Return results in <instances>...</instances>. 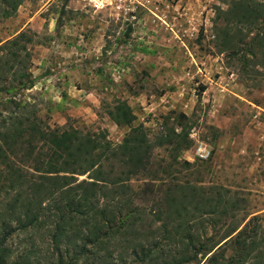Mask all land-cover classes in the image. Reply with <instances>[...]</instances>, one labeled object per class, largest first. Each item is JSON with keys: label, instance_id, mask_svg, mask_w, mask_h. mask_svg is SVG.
Listing matches in <instances>:
<instances>
[{"label": "rangeland", "instance_id": "rangeland-1", "mask_svg": "<svg viewBox=\"0 0 264 264\" xmlns=\"http://www.w3.org/2000/svg\"><path fill=\"white\" fill-rule=\"evenodd\" d=\"M226 3L25 0L16 16L0 21V45L18 39L0 51V58L17 54L18 68L43 76L17 96L25 104L19 113L42 120L46 129L104 132L114 144L128 132L108 114L119 100L131 106L135 124H142L154 141L173 131L181 134L185 124L190 127L189 142L181 150L170 145L154 150V162L162 166L156 184L163 189L171 181L195 186L209 199L202 204H237L235 221L247 217L245 223L256 216L264 230V58L245 63L219 52L213 19L216 6L227 9ZM11 95L0 92L4 98ZM0 112L4 130V106ZM199 143L212 150L209 159L195 156ZM2 170L0 166V185ZM151 175L133 179V187H145ZM191 196L189 191L184 197L186 204ZM6 216L9 220V213ZM216 223L223 233L227 217ZM213 228L201 232L210 236L216 232ZM145 233L142 230L137 240ZM49 238L45 229L17 232L10 244L13 257L36 239L31 263L57 264ZM126 252L129 261L135 260L132 249Z\"/></svg>", "mask_w": 264, "mask_h": 264}, {"label": "trees", "instance_id": "trees-1", "mask_svg": "<svg viewBox=\"0 0 264 264\" xmlns=\"http://www.w3.org/2000/svg\"><path fill=\"white\" fill-rule=\"evenodd\" d=\"M24 1L0 0V21L16 16ZM227 2V9L216 6L213 19L219 52L245 63L264 58V0ZM17 41L0 45V51ZM15 62L17 54L0 58V92L12 94L0 96L7 111L0 130V264H32L36 239L16 258L10 244L17 232L37 228L50 234L47 243L58 254L57 264H190L203 259V264H264V230L255 222L258 217L238 222L237 204H202L209 199L195 186L171 181L163 189L156 184L162 166L154 162L155 148L181 150L189 142V126L154 141L142 124H135L131 106L119 100L108 114L128 127L121 143L114 144L104 132L46 129L42 120L19 113L25 104L17 98L43 76L34 77ZM146 175L153 180L135 189L133 179ZM194 199L196 204H190ZM226 217L221 233L216 221ZM207 226L215 234L201 232ZM142 230L146 233L138 241ZM126 249H132L135 260L127 259Z\"/></svg>", "mask_w": 264, "mask_h": 264}, {"label": "built area", "instance_id": "built-area-1", "mask_svg": "<svg viewBox=\"0 0 264 264\" xmlns=\"http://www.w3.org/2000/svg\"><path fill=\"white\" fill-rule=\"evenodd\" d=\"M194 153L198 158L207 160L211 157L212 150L204 143H199L195 146Z\"/></svg>", "mask_w": 264, "mask_h": 264}, {"label": "clouds", "instance_id": "clouds-1", "mask_svg": "<svg viewBox=\"0 0 264 264\" xmlns=\"http://www.w3.org/2000/svg\"><path fill=\"white\" fill-rule=\"evenodd\" d=\"M94 2H95V0H94Z\"/></svg>", "mask_w": 264, "mask_h": 264}, {"label": "crops", "instance_id": "crops-1", "mask_svg": "<svg viewBox=\"0 0 264 264\" xmlns=\"http://www.w3.org/2000/svg\"><path fill=\"white\" fill-rule=\"evenodd\" d=\"M40 81V80H39Z\"/></svg>", "mask_w": 264, "mask_h": 264}]
</instances>
